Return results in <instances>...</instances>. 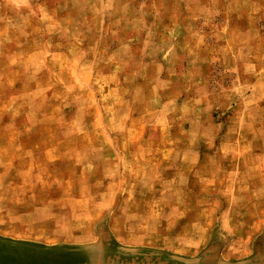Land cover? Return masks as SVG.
Returning <instances> with one entry per match:
<instances>
[{
  "label": "clouds",
  "instance_id": "obj_1",
  "mask_svg": "<svg viewBox=\"0 0 264 264\" xmlns=\"http://www.w3.org/2000/svg\"><path fill=\"white\" fill-rule=\"evenodd\" d=\"M167 4L0 0V230L91 239L92 264H264V0Z\"/></svg>",
  "mask_w": 264,
  "mask_h": 264
},
{
  "label": "crops",
  "instance_id": "obj_2",
  "mask_svg": "<svg viewBox=\"0 0 264 264\" xmlns=\"http://www.w3.org/2000/svg\"><path fill=\"white\" fill-rule=\"evenodd\" d=\"M256 163H259V161ZM249 229L252 231L264 230V224L253 221L249 225ZM263 238L264 235H261L255 240L254 249L264 250ZM90 242L93 241L91 239L83 242L66 239L60 243L57 241H26L16 237L0 235V264H92L90 254L81 247L82 243ZM117 248H115L116 251ZM248 255H251V253ZM104 257L107 258L106 252H104ZM120 261L121 264H131L133 260L122 258Z\"/></svg>",
  "mask_w": 264,
  "mask_h": 264
},
{
  "label": "rangeland",
  "instance_id": "obj_3",
  "mask_svg": "<svg viewBox=\"0 0 264 264\" xmlns=\"http://www.w3.org/2000/svg\"><path fill=\"white\" fill-rule=\"evenodd\" d=\"M175 5V0H168V4L166 5L167 7H173ZM180 10L181 12L183 13V16H188L189 13L185 7V5L183 3H181L180 5ZM89 17H91V13H88ZM170 15L171 13L168 14V16L165 17V23H170ZM77 16V10L72 8L71 4H69V8H68V11L66 12H60L57 14V17L56 19H64V20H67L69 18H74ZM183 18V17H182ZM151 20V18H149V21ZM162 31V29H161ZM0 32L2 33H5V35H8V36H11V30H9L8 26L6 24H0ZM220 46L221 47H225L227 46V42L226 41H220L219 42ZM38 53L36 52H33V53H29V58L33 57L34 55H37ZM29 63L31 64V70L32 71H36V63L37 61H34V60H29ZM15 67V66H13ZM208 65H204V68L205 69H208ZM40 73L37 72V75H39ZM47 75L46 73V70H45V76ZM17 87H21V85L19 83H17L16 85ZM229 115H234L232 113H230ZM9 119V117H5V122H7ZM38 127H41L38 125ZM187 127V126H186ZM11 137L10 136H6L5 137V140L4 142L7 143L8 140H10ZM248 139H252V134L249 133L248 134ZM38 142V141H37ZM258 143H264V142H259ZM203 163V161H202ZM240 163H241V167L243 168L245 166V161L243 159L240 160ZM20 164V161L19 160H14L13 161V165L14 167L15 166H19ZM6 170L4 168H0V173H3L5 172ZM8 175H9V178L11 179L12 177H15V182L18 183V184H22L23 183V178L21 177H18L16 176V172L14 170H9L8 171ZM0 235H4V236H10V237H16V238H20V239H23V240H26V241H35V240H39V241H46V242H53L55 240H51V239H48V238H39V237H31L27 234L25 235H21L19 233H15V232H12L11 230L9 229H3V230H0ZM263 241H264V238H263ZM120 246V241L117 240L115 237L112 238L111 242H105V251L106 254H107V257H115L116 255H118L117 251L115 248L119 247ZM118 249V248H117ZM263 250V249H261ZM144 251H148L147 249H145ZM249 253H245V255H248ZM122 258H125V259H132V260H135L137 264H143V255L141 256H136V257H133V256H124V255H120V259ZM167 258V254H165V257L164 259ZM125 264V263H124Z\"/></svg>",
  "mask_w": 264,
  "mask_h": 264
}]
</instances>
